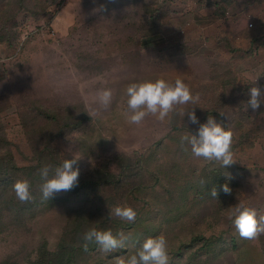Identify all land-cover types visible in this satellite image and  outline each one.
Here are the masks:
<instances>
[{
    "label": "rangeland",
    "instance_id": "374dc122",
    "mask_svg": "<svg viewBox=\"0 0 264 264\" xmlns=\"http://www.w3.org/2000/svg\"><path fill=\"white\" fill-rule=\"evenodd\" d=\"M0 37V264H33L73 228L74 264H117L160 234L170 264H264V233L242 237L231 217L240 202L264 216V104H248L250 86L264 92V0H0ZM157 76L183 79L198 102L177 105L170 122L128 123L124 87ZM103 88L112 104L90 117ZM194 107L200 123L212 115L231 128L233 164L183 150L199 125L181 113ZM72 157L82 188L30 208L38 170ZM21 179L27 201L12 188ZM225 183L231 192L213 197ZM12 196L27 210H11ZM117 204L135 221L109 216ZM91 227L123 232L128 247L85 251Z\"/></svg>",
    "mask_w": 264,
    "mask_h": 264
},
{
    "label": "clouds",
    "instance_id": "9594fccd",
    "mask_svg": "<svg viewBox=\"0 0 264 264\" xmlns=\"http://www.w3.org/2000/svg\"><path fill=\"white\" fill-rule=\"evenodd\" d=\"M102 10H104L103 5L94 9L97 12ZM59 20L60 18L57 17L54 26ZM248 95L250 97L248 104L253 110L264 104V92L261 88L250 86ZM97 98L98 108L89 105L88 115L90 117L98 115L100 109L107 110L111 106L113 90L103 88L98 91ZM121 99L125 105L124 119L130 124H140L149 116L161 122L166 120L170 122V113L175 111L177 105L196 104L199 96H194L190 86L179 77L174 81H170L163 76H157L128 83L123 89ZM181 114L183 117L187 114L192 124L199 125L195 133L188 130L187 133L181 136L180 143L184 151H188L190 147L191 154L194 157L219 162L223 168L235 162L231 148L233 133L227 124L218 122L212 115L208 116L206 122L200 123L195 107ZM78 160L75 157L66 158L58 165L47 164L38 170L42 199L49 200L62 190L69 191L78 186L80 169L79 167H73ZM201 183L205 184L206 182L201 180ZM12 188L19 200L27 201L32 198L31 182L29 180H17ZM222 188L225 193L231 192V188L227 183ZM211 195L217 197L216 188L212 189ZM231 208L232 223L242 237L252 239L260 233H264V216L258 217L255 208L243 202L237 203ZM113 215L121 220L134 222L137 212L129 205L117 204L109 210V216ZM128 239L129 237L123 232L114 235L111 229L102 230L91 227L83 233L82 246L87 251L89 244L95 243L101 251L112 252L115 249L128 247L126 243ZM116 260L117 264H170L168 240L164 234L148 237L134 253L127 254V258L121 256Z\"/></svg>",
    "mask_w": 264,
    "mask_h": 264
},
{
    "label": "trees",
    "instance_id": "16d2710c",
    "mask_svg": "<svg viewBox=\"0 0 264 264\" xmlns=\"http://www.w3.org/2000/svg\"><path fill=\"white\" fill-rule=\"evenodd\" d=\"M34 170L37 169L34 168ZM9 182L12 183V181ZM81 188H82L81 186L79 187L76 186L72 189L79 190ZM216 190L218 194V192H221L223 188L219 187ZM1 199H2V194L0 195V202ZM41 201H42V197H39L33 204H31L30 208L37 206L38 204L41 203ZM9 203L10 204L13 203L11 206V210H18L24 212L29 207L26 206V207L17 208L16 206H18V204L15 203L13 196L9 199ZM1 211H3V208L0 207V213ZM86 215H87V210L78 211L73 217V225H77V227H80L78 223L80 224V222L84 220V217H86ZM75 233H76V229L73 228L69 233L70 236L65 237L64 242H62L61 246L56 252H48V251L42 252L41 255L39 256V260H37L33 264H74L75 261L73 260L72 256L77 249V244L75 243V239L77 237L74 236Z\"/></svg>",
    "mask_w": 264,
    "mask_h": 264
}]
</instances>
